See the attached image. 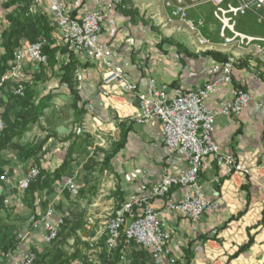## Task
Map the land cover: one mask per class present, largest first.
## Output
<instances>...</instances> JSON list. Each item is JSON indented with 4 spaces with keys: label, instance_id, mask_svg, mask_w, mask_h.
<instances>
[{
    "label": "crops",
    "instance_id": "crops-1",
    "mask_svg": "<svg viewBox=\"0 0 264 264\" xmlns=\"http://www.w3.org/2000/svg\"><path fill=\"white\" fill-rule=\"evenodd\" d=\"M7 1L0 0V53H3L5 45L1 33L7 27V12L4 10ZM62 1L74 19L105 9L111 2ZM126 3V8L113 6L107 10L102 23V42L113 48V61L125 67L131 82L144 87L153 77L161 88L176 95L195 89L208 79H215L209 76L208 71L220 63L211 56L193 52L186 36L177 33L173 27L177 24L165 25L167 13L162 10V0H126ZM40 14L50 20L40 8L33 15ZM191 17L205 19V36L213 42L211 52L225 58L233 55L237 60L233 83L220 84L207 99L206 106L218 110L224 104H232L236 89L245 90L251 96L241 115L218 118L217 131L213 136L221 151L234 156L250 173L232 172L227 175L218 162L208 158L200 173L199 184L209 200L219 203L218 209L208 213L197 224L180 213L167 211L161 217L162 227L172 236L170 247L178 264H264V7L251 10L238 22L239 32L252 38L253 42L230 51L221 45L219 26L210 7L192 12ZM51 26L54 29L52 47L61 46L65 29L52 22ZM170 41L181 44V47L172 46ZM25 43L29 42L21 45ZM186 52L195 54L189 56ZM75 59L77 68L73 89L81 98L79 105H85L88 110L83 121L87 126L80 129L75 123V97L69 85L61 81V68L68 62V56L57 53L54 63L42 66V70L28 64L23 72L25 79L38 82L44 78L38 87L39 94L51 97L44 115L37 123L29 125L21 140L15 142L28 149L44 141L46 143L42 151L30 159L23 158L19 150L2 152L0 172H8L17 180L24 178L33 167L45 171L58 169L68 155L72 143L69 138L75 134L84 133L94 139L95 133L99 132L102 144L94 146L108 150L110 147L102 145H105V139L110 146L121 139V123L130 129L127 143L104 173L97 197L87 208L83 227L57 246L44 243V232L35 229L33 221L39 211L49 208L55 210L56 216L64 217L76 203L86 208L85 201L79 202L71 195L67 182L70 178H75L76 183L81 181L85 159L94 157V148H87L86 156L75 155L77 161L73 163L70 177L55 183L51 192L35 195V209L30 207L26 192L0 180V199L3 201L0 203V264H10L7 247L10 241L16 240L13 252L16 255L50 250L52 259H61L66 261L65 264H76L77 260L104 264L107 218L130 195L147 194L163 176L168 152L154 142L158 128L153 130L133 121L138 112L136 98L124 96L117 89L104 90V68L78 56ZM12 86L8 84L0 92L3 112L12 104ZM90 107L94 108L93 112ZM186 193L185 189L174 188L164 199L154 200L153 206L162 212L168 204ZM249 242L252 243L247 247ZM51 258H47L45 264H52ZM114 264H152V256L147 249L133 243L122 250Z\"/></svg>",
    "mask_w": 264,
    "mask_h": 264
},
{
    "label": "built area",
    "instance_id": "built-area-1",
    "mask_svg": "<svg viewBox=\"0 0 264 264\" xmlns=\"http://www.w3.org/2000/svg\"><path fill=\"white\" fill-rule=\"evenodd\" d=\"M173 1L165 0V6L172 9L173 17L187 23L194 32L192 40L198 52L208 45L202 35L204 23L200 21L195 27L186 20L187 12L191 8L211 4L215 18L220 24L222 41L228 45L239 39L240 44L244 45L252 43L253 39L238 33V19L250 9L264 6V0H234V3L225 0ZM120 4V0H113L105 9L94 10L74 19L62 0H31L29 14H35L37 8L42 9L50 17L52 24L65 29L64 43L69 45L76 56L104 68V90L113 88L124 96L135 97L138 101V112L133 121L147 125L153 130L158 128L154 133V142L165 147L168 152L162 178L151 186L147 194L130 195L107 218V250L112 253L120 246L126 249L135 243L151 253L152 264H178L170 247L172 236L163 229L161 217L167 211L177 212L197 224L208 213L218 209L219 203L209 200L199 184L200 173L208 158L218 162L227 175L232 172L250 173L234 156L223 153L214 142L213 136L217 131L218 118L238 117L250 102L251 96L245 90L236 89L232 104H224L218 110L206 106L207 99L217 91L220 84L233 83V69L236 64L234 59L209 69V76L214 77V80L208 79L195 89H188L176 95H171L161 88L153 77L148 79L144 87L131 82L125 67L113 61V48L102 42V23L107 17L106 12ZM48 44V41L41 37L34 43H25L17 48L9 69L1 77L0 88L12 83L13 94L24 96L26 81L29 82L24 77V69L28 64L34 67L48 64L49 57L45 53ZM262 97L264 98V93ZM89 110L93 112L94 108L90 107ZM86 126L87 124L83 123V127ZM4 129L5 120L0 108V137ZM39 175L40 169L33 167L22 179L15 180L8 172H4L1 180L26 192ZM67 187L76 198L79 187L75 178L68 180ZM174 188L185 189L187 193L181 199L168 204L166 210L156 211L153 201L164 199ZM64 224V216H56L53 208L39 211L33 221L35 229L43 230V241L46 245L58 238ZM8 256L10 264H34L36 259L33 252L21 255L11 253ZM76 264L87 263L77 260Z\"/></svg>",
    "mask_w": 264,
    "mask_h": 264
},
{
    "label": "trees",
    "instance_id": "trees-1",
    "mask_svg": "<svg viewBox=\"0 0 264 264\" xmlns=\"http://www.w3.org/2000/svg\"><path fill=\"white\" fill-rule=\"evenodd\" d=\"M31 0H8L4 5V10L7 12L6 21L7 27L2 31L1 37L4 40V50L0 57L2 68L0 69V80L5 72L9 69V65L13 60L14 52L24 42L34 43L39 38H45L48 41V45L45 47V53L49 57L48 64H53L57 53H61L68 56V62L62 65L61 81L71 88V92L75 97L73 104V110L75 115V123L81 129L83 127V121L88 114V110L85 105H79L80 96L73 89L74 76L77 68L76 56L71 51L68 44L63 43L61 46L52 47V34L53 27L49 18L43 14L31 15L29 14V8ZM121 8V6H118ZM187 53V52H186ZM189 56H194L187 53ZM201 56H211L216 61L224 64L227 62V58L222 54L215 52H206L200 54ZM24 96L12 95V104L5 110L3 117L5 120V129L0 137V154L4 151H16L19 150L21 155L25 159H30L37 156L43 149L46 141L37 144L31 148H23L16 144V140L21 138L27 132L29 125L35 124L44 115L45 110L48 108V101L51 96L41 97L39 94L37 84L31 82V84H25ZM4 89L0 88V92ZM121 139L118 142L111 144L108 150L100 147H95L91 136L86 134H75L69 138L71 146L69 148L68 155L63 164L54 171L40 170V175L36 181H34L30 188L26 191L29 196L30 207L34 208L35 195L43 191L51 192L53 186L57 182H61L65 177H70L73 172V163L77 161L75 155L80 154L86 156L85 152L87 148H94V157L86 158V162L83 165V178L77 183L79 187V193L76 199L86 202V208H82L79 203L75 204L72 210L68 211V215L64 217V226L58 238L52 242L49 246L62 243L69 237L74 236L76 232L85 224V216L87 208L92 205L93 200L97 197L99 192L100 183L104 173L108 170L113 158L125 147L127 143V135L130 129H126L124 124H120ZM102 156V158H100ZM1 171V169H0ZM0 172V176H1ZM3 202L0 199V203ZM252 242H249L247 247ZM17 246L16 241H10L7 247V255L13 253ZM123 247L120 246L116 251L109 252L106 250L104 255V264H114L119 260L122 255ZM36 256L34 264H45L47 258L52 257V252L46 250L45 252L33 251ZM52 259V258H51ZM66 261L61 259H52V264H65Z\"/></svg>",
    "mask_w": 264,
    "mask_h": 264
},
{
    "label": "rangeland",
    "instance_id": "rangeland-1",
    "mask_svg": "<svg viewBox=\"0 0 264 264\" xmlns=\"http://www.w3.org/2000/svg\"><path fill=\"white\" fill-rule=\"evenodd\" d=\"M121 1V4L120 5H117V6H114V7H118V6H121L122 8H126V7H128V5H127V3H126V0H120ZM173 1V0H172ZM252 0H249V2H251ZM111 2H113V0H111ZM110 2V3H111ZM165 0H162V10H165V12L167 13V18H166V21H165V25H168V26H170V25H175V24H177L176 26H173L174 28L176 27V32L177 33H180L181 35H183V36H186V38H187V42H188V44H189V48H191V49H193V52H197L198 51V48L193 44V40H192V38L194 37V35H193V31H191L190 30V28H189V26L188 25H186L184 22H182V21H180L178 18H176V17H173V11H172V9L171 8H168V7H166L165 6ZM173 2H175V1H173ZM225 2H232V3H234L235 1L234 0H225ZM204 7H210L211 8V12H212V16H213V19H214V21L218 24V26H219V38H220V41H221V45L226 49V51H230L232 48H239V47H242V46H246V45H248L247 43L246 44H240V40L238 39V40H236L235 42H233V43H230V44H228V45H226L225 44V42L224 41H222V39H221V37H220V24H219V22L216 20V18H215V15H214V7L211 5V4H204V5H200V6H198V7H196V8H191L188 12H187V16H186V20H187V22H189V23H192L195 27H196V25H198V23L200 22V21H202L204 24H203V27H202V35L204 36V38L207 40V45H208V47H206V48H203V49H201V51H199V52H201V53H206V52H211V48H212V46H213V42L210 40V39H208L206 36H205V33H204V30H205V27H206V21H205V19L203 18V17H198V18H192L191 17V13L192 12H194V11H197V10H199V9H202V8H204ZM264 7V6H263ZM262 7V8H263ZM262 8H252V9H250L244 16H241L239 19H238V21H237V26H236V29H237V31H238V33H240L239 32V30H238V22H239V20L241 19V18H243V17H245L251 10H253V9H262ZM158 12H159V10H157V12H156V16H157V18H159L160 16V14H158ZM163 13V12H162ZM153 14H154V11H153ZM159 16V17H158ZM175 23V24H174ZM188 27V28H187ZM241 34V33H240ZM245 36V35H244ZM248 37V36H247ZM170 44L172 45V46H175V47H181L180 45L181 44H178V43H173L172 41H170ZM1 45V44H0ZM187 50V49H186ZM72 51V50H71ZM188 52V51H187ZM190 52V51H189ZM232 53V52H231ZM1 54H2V52L0 53V57H1ZM193 54H195V53H192V55ZM75 55V54H74ZM223 56V55H222ZM214 59V58H213ZM228 60L229 59H234L235 60V62L237 63V60H236V58H235V56H231L230 58H227ZM227 60V61H228ZM216 61V60H215ZM216 62H218V61H216ZM218 63H220L221 64V62H218ZM47 65V64H46ZM45 66V65H44ZM42 68V66H39L38 67V70L39 69H41ZM42 70V69H41ZM30 76V75H29ZM35 75H33V77H34ZM37 76V75H36ZM42 76V75H41ZM40 76V77H41ZM28 77V76H27ZM30 80H28L29 82H27L26 81V84H31V82H35L36 84H37V88L39 87V86H41L42 84H43V82H41L44 78H42L41 77V81L39 80L38 82H36V81H34V80H31V78H29ZM76 81H77V78H76ZM78 82V81H77ZM38 83H39V85H38ZM9 85H13L12 83H9ZM13 87L14 86H12V94H13ZM38 90H39V88H38ZM78 90V89H77ZM14 95V94H13ZM3 114H4V112H3ZM96 136V137H95ZM99 132H97V133H95V135H94V137L96 138H94L93 139V142H94V145L95 144H97V143H99V144H102V142H101V139L99 138ZM97 146V145H96ZM102 146H104L105 148H109L110 147V142L107 140V139H105V145H102ZM98 147V146H97ZM100 148H103V147H100ZM104 149V148H103ZM101 157V156H100ZM3 174V173H2ZM2 176V175H1ZM1 176H0V180H1ZM2 181V180H1Z\"/></svg>",
    "mask_w": 264,
    "mask_h": 264
}]
</instances>
